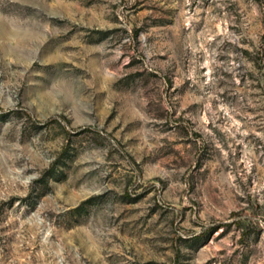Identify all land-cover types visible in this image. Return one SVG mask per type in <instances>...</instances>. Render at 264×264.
<instances>
[{
	"label": "rangeland",
	"instance_id": "374dc122",
	"mask_svg": "<svg viewBox=\"0 0 264 264\" xmlns=\"http://www.w3.org/2000/svg\"><path fill=\"white\" fill-rule=\"evenodd\" d=\"M263 35L264 0H0V264H264Z\"/></svg>",
	"mask_w": 264,
	"mask_h": 264
},
{
	"label": "trees",
	"instance_id": "16d2710c",
	"mask_svg": "<svg viewBox=\"0 0 264 264\" xmlns=\"http://www.w3.org/2000/svg\"><path fill=\"white\" fill-rule=\"evenodd\" d=\"M256 55H257V57H256V59H254L255 62H257V58H259V59H264V35H263V40H262V43H261V47L259 48V51L256 52ZM29 116H30V115H29ZM30 117H31V116H30ZM48 122H49V123H52V122H59V121H58V119H56V118H52V119H50ZM80 209H81V207L77 208V210H80ZM250 224H251V225H254L255 228H256L258 231L260 230V226H261V224L259 223L258 219H256V220L251 219V220H250ZM220 227H221V226H220ZM218 228H219V227H213V228L210 229V231H216Z\"/></svg>",
	"mask_w": 264,
	"mask_h": 264
}]
</instances>
